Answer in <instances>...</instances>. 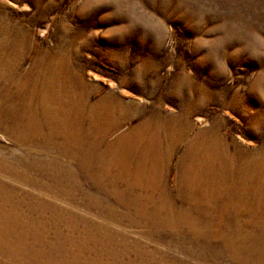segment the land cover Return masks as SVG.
<instances>
[{"label":"rangeland","instance_id":"rangeland-1","mask_svg":"<svg viewBox=\"0 0 264 264\" xmlns=\"http://www.w3.org/2000/svg\"><path fill=\"white\" fill-rule=\"evenodd\" d=\"M0 264H264V0H0Z\"/></svg>","mask_w":264,"mask_h":264}]
</instances>
